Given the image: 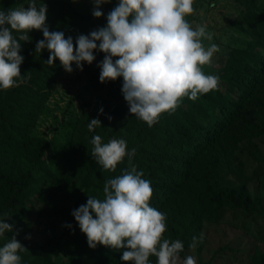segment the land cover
<instances>
[{"label": "trees", "instance_id": "1", "mask_svg": "<svg viewBox=\"0 0 264 264\" xmlns=\"http://www.w3.org/2000/svg\"><path fill=\"white\" fill-rule=\"evenodd\" d=\"M23 1L0 0V9L18 7ZM237 1L249 22L248 27L238 26L246 38L226 52L223 66L214 74L234 90L233 96L218 83L216 89L195 100L183 98L174 112L163 113L151 127L130 113L121 92L122 78L100 82L98 65L104 53L95 52L96 59L85 63L81 71L92 89L94 105L80 103L79 114L63 120L52 137L39 134L38 120L63 67L58 59L47 64V49L35 51L36 42L43 39L40 30L29 32L30 42L21 41L24 60L20 70L26 80L0 90V218L12 225L26 248L19 253L21 264H131L120 259L122 249L90 248L71 214L86 204L88 196L103 198L105 181L130 165L151 182L150 205L166 214L163 236L184 243L178 264L189 255L196 264H211L223 249L239 251L227 243L221 245L216 238L214 247L206 248L208 233L219 225L225 211L251 213L259 203L246 182L232 184V158L243 142L264 139V0ZM45 4L49 30L71 36L74 47L78 35L107 23V14L96 18L92 11L82 13L74 0H45ZM92 118L99 119L101 126L89 131ZM94 134L103 142L125 139L128 149H135L131 161L126 156L115 170L104 169L92 154ZM256 160L254 175H260L264 158ZM31 201L42 204L45 213L74 220L77 235L31 242L27 237V228L33 224ZM246 223L257 231L256 221ZM13 233L6 232L0 246ZM201 233L203 241L197 239L190 248L193 236ZM209 250L211 254L203 261L202 253ZM150 259L155 264L156 257ZM249 264H264V252L255 251Z\"/></svg>", "mask_w": 264, "mask_h": 264}, {"label": "clouds", "instance_id": "2", "mask_svg": "<svg viewBox=\"0 0 264 264\" xmlns=\"http://www.w3.org/2000/svg\"><path fill=\"white\" fill-rule=\"evenodd\" d=\"M108 0H93L92 15L100 18V5ZM194 0H118L108 12L106 25L80 34L75 39L62 31H50L46 24L47 5L43 0H28V6L0 9V90L24 83L21 75V41L30 42L29 32L40 30L43 39L35 51L47 49V64L58 59L68 73L83 71L92 64L94 53H104L99 63L101 83L122 78L121 92L129 111L150 127L163 113H171L183 98L195 100L216 89L219 76L206 73L218 45L211 40L206 25L193 28L186 17L194 11ZM103 112V109H100ZM110 119V117H109ZM101 126L97 118L89 120V131ZM92 154L108 170H115L127 156L131 161L135 149H128L123 138L102 141L99 134L91 139ZM153 189L141 170L130 165L122 174L109 178L103 186V198L88 196L86 204L72 211L90 248L97 245L121 250L120 259L131 264H178L184 243L170 240L165 233L166 214L150 205ZM71 227V225H69ZM13 233L12 225L0 218V238ZM193 236L190 248L196 246ZM25 247L13 233L0 246V264H21ZM183 264H196L192 256Z\"/></svg>", "mask_w": 264, "mask_h": 264}, {"label": "rangeland", "instance_id": "3", "mask_svg": "<svg viewBox=\"0 0 264 264\" xmlns=\"http://www.w3.org/2000/svg\"><path fill=\"white\" fill-rule=\"evenodd\" d=\"M43 2L45 3V0ZM74 2L82 13H90L94 8L93 0H74ZM117 3L118 0H108L100 5V8L103 13L108 14ZM27 4L28 0H24L19 6L27 7ZM193 7V13L188 15L191 26L195 28L206 25L207 31L211 33V40H204L205 45L211 43L218 45V51L214 53L211 63L203 66L206 73L216 74L218 67L224 64L226 52L246 38L241 36L238 26L248 27L249 22L237 0H194ZM219 86L224 92L233 96L234 90L225 81H219ZM89 102L92 107L95 98L82 72L77 70L75 65L71 73L63 68L58 84L38 120L36 131L48 138L52 137L63 120L68 121L79 114L80 103ZM263 158L264 139L257 143L243 142L240 150L232 158V164L235 166L232 184L246 182L251 194L259 198V203L257 210L251 213L225 211L219 225L211 228L206 248L214 247L216 238L217 242L221 240L219 242L221 245L227 243L239 249V251L223 249L211 264H249L250 257L255 251L264 252V173L254 175L256 159ZM31 206H33V224L27 228V237L31 242L40 244L50 237L67 238L77 235L74 220L68 221L45 213L43 205L35 201H31ZM251 220L258 224L255 232L252 231V226L246 223ZM210 254V250L208 253L203 252L202 260H207ZM83 264L92 263L84 261Z\"/></svg>", "mask_w": 264, "mask_h": 264}]
</instances>
